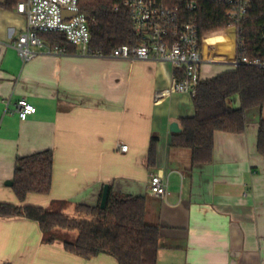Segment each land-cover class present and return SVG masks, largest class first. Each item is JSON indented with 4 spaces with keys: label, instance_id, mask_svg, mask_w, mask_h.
I'll use <instances>...</instances> for the list:
<instances>
[{
    "label": "crops",
    "instance_id": "1",
    "mask_svg": "<svg viewBox=\"0 0 264 264\" xmlns=\"http://www.w3.org/2000/svg\"><path fill=\"white\" fill-rule=\"evenodd\" d=\"M0 0V204L41 207L75 216L77 206L101 204L106 185L146 199L145 222L160 228L157 264H264V156L258 151L264 107L247 111L242 134L217 131L212 163L192 167L191 151L171 146L174 123L194 116L192 97L174 93L160 103L176 74L169 63L41 52L23 63L14 43L27 20ZM201 79L235 70L237 29L203 41ZM25 99L37 109L16 113ZM239 109L241 100L232 99ZM153 137L156 166H148ZM129 147L121 152L119 146ZM51 151L52 189L24 202L13 186L17 160ZM162 172L169 196H155L151 177ZM0 264H118L107 254L84 259L58 240L47 243L39 224L0 217Z\"/></svg>",
    "mask_w": 264,
    "mask_h": 264
},
{
    "label": "trees",
    "instance_id": "2",
    "mask_svg": "<svg viewBox=\"0 0 264 264\" xmlns=\"http://www.w3.org/2000/svg\"><path fill=\"white\" fill-rule=\"evenodd\" d=\"M24 0H6L3 8L13 9ZM124 0H86L82 9L91 20L92 48L108 55L120 46H138L142 38L136 33L129 13L116 6ZM184 1L166 0L183 12ZM198 6L200 48L204 39L235 26L227 16L229 0H190ZM242 49L238 57L264 60V0H254L247 18L238 25ZM41 38L51 45L70 48L60 33H44ZM74 47V46H72ZM238 96L241 107L234 109L232 99ZM195 114L181 120L182 131L172 136L171 146L191 151L192 167L212 163L217 131L242 134L247 127V111L264 107V69L241 65L213 79L202 80L193 98ZM159 138L153 137L148 166L154 168ZM258 151L264 156V119L260 121ZM54 156L51 151L17 160L13 190L21 202L30 194L48 195L52 189ZM146 199L116 194L109 189L107 205L102 209L77 206L75 216L41 207H17L0 204V217H26L37 222L45 241L60 240L65 250L84 259L100 254L114 257L118 264H157L160 250V228L145 222ZM71 233H77L74 239Z\"/></svg>",
    "mask_w": 264,
    "mask_h": 264
},
{
    "label": "built area",
    "instance_id": "3",
    "mask_svg": "<svg viewBox=\"0 0 264 264\" xmlns=\"http://www.w3.org/2000/svg\"><path fill=\"white\" fill-rule=\"evenodd\" d=\"M86 0H24L17 6L18 14L27 20L25 32L13 44L23 63L30 62L41 52L47 54H66L67 49L51 45L41 38V34L54 32L63 34L68 44L87 56L109 57L128 61L164 62L174 68L169 89L155 94V102L160 103L174 93L196 96L201 79L203 56L200 48L197 3L184 1L183 12L171 7L166 0H124L116 6V11H128L136 33L142 38L138 46H120L105 55L95 51L92 46L91 20L82 9ZM254 0H229L227 16L237 29V59L234 67L241 65L264 69V60L238 57L242 49L238 41V25L247 18ZM222 2V0H217ZM68 12L72 15L65 16ZM37 109L22 99L17 103L16 113L20 120L26 121ZM121 152H128L126 145L119 146ZM152 193L165 200L169 196V183L162 172L151 177Z\"/></svg>",
    "mask_w": 264,
    "mask_h": 264
},
{
    "label": "water",
    "instance_id": "4",
    "mask_svg": "<svg viewBox=\"0 0 264 264\" xmlns=\"http://www.w3.org/2000/svg\"><path fill=\"white\" fill-rule=\"evenodd\" d=\"M65 16H68V15H72L68 12H65L64 13ZM171 131L174 132V133H180L181 130L179 128V125L177 123H174L172 126H171ZM8 186L12 187L14 185V182H9L7 184ZM108 195H109V186L106 185L105 188H104V192H103V196H102V201H101V208L102 209H105L106 208V205H107V200H108Z\"/></svg>",
    "mask_w": 264,
    "mask_h": 264
},
{
    "label": "rangeland",
    "instance_id": "5",
    "mask_svg": "<svg viewBox=\"0 0 264 264\" xmlns=\"http://www.w3.org/2000/svg\"><path fill=\"white\" fill-rule=\"evenodd\" d=\"M75 236H77V233H71V234L69 235V237L72 238V239H74Z\"/></svg>",
    "mask_w": 264,
    "mask_h": 264
}]
</instances>
